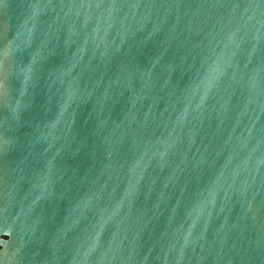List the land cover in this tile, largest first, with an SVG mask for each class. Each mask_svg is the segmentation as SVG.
<instances>
[{"label": "water", "instance_id": "95a60500", "mask_svg": "<svg viewBox=\"0 0 264 264\" xmlns=\"http://www.w3.org/2000/svg\"><path fill=\"white\" fill-rule=\"evenodd\" d=\"M0 264H264V0H0Z\"/></svg>", "mask_w": 264, "mask_h": 264}]
</instances>
